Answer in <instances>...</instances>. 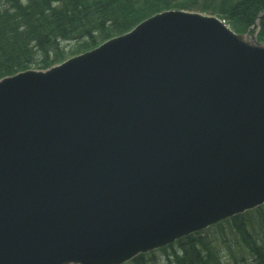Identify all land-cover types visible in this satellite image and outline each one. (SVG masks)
Wrapping results in <instances>:
<instances>
[{
	"label": "water",
	"instance_id": "water-1",
	"mask_svg": "<svg viewBox=\"0 0 264 264\" xmlns=\"http://www.w3.org/2000/svg\"><path fill=\"white\" fill-rule=\"evenodd\" d=\"M262 205L264 41L226 19L0 79V264H124Z\"/></svg>",
	"mask_w": 264,
	"mask_h": 264
},
{
	"label": "trees",
	"instance_id": "trees-1",
	"mask_svg": "<svg viewBox=\"0 0 264 264\" xmlns=\"http://www.w3.org/2000/svg\"><path fill=\"white\" fill-rule=\"evenodd\" d=\"M0 0V79L28 69L46 70L69 56L91 50L165 10L197 11L225 18L238 32L251 30L264 0ZM259 40H264V17ZM64 43H75L67 54ZM260 233L247 231L244 215L222 222L241 234L252 264H264V212ZM249 213V212H248ZM246 213L245 215H247ZM218 224L220 228L224 224ZM215 227V226H214ZM205 232V231H204ZM202 232L160 249L161 262L140 255L132 264H226ZM170 251V252H169ZM246 264H250L244 258ZM130 262V263H131ZM236 264H240L236 262Z\"/></svg>",
	"mask_w": 264,
	"mask_h": 264
},
{
	"label": "rangeland",
	"instance_id": "rangeland-1",
	"mask_svg": "<svg viewBox=\"0 0 264 264\" xmlns=\"http://www.w3.org/2000/svg\"><path fill=\"white\" fill-rule=\"evenodd\" d=\"M196 12V11H193ZM259 16H261L259 18ZM255 21V24L251 27V29L254 30L260 26V22L259 20L264 17V11L262 13H260ZM256 22H258V25H256ZM232 26V25H231ZM260 28H257L256 31H254V34H257V32H260ZM248 32V31H247ZM75 43H64L63 47L66 48V50L68 51L67 54H71L72 52L76 51L77 48L74 47ZM83 53V52H81ZM79 53V54H81ZM77 55V54H76ZM74 56V55H73ZM71 57V56H69ZM264 209V206L261 207ZM260 209V208H258ZM258 209L253 210L251 212H249L247 215L244 214V218L243 221L248 225L247 226V231H250L251 233H255L258 232L260 233V229H261V224H259L260 220V215L262 214V212L258 211ZM264 212V210H263ZM224 224L221 228L220 226H215L212 227L211 229L202 232V237L206 238L212 245L213 248L217 249L220 251L221 256L223 258V260H225L226 264H236V262L240 263V264H246V261H244V258H247L248 261L251 263L252 258H250L249 253H247V249L245 248L242 239H241V234L234 230L233 228H231V226L229 224L226 223H222ZM171 246V245H170ZM176 246V244H175ZM166 248V247H164ZM163 249V248H161ZM170 252V251H169ZM151 253H154L153 256L149 257L148 259H153V261H157V262H161V260H166L167 255L163 252L159 250H154V251H150L148 253L145 254H140V255H151ZM139 255V256H140ZM137 256V257H139ZM136 257V258H137ZM136 258H134L133 260H135ZM131 260V261H133ZM126 262L124 264H132V262ZM131 262V263H130Z\"/></svg>",
	"mask_w": 264,
	"mask_h": 264
}]
</instances>
